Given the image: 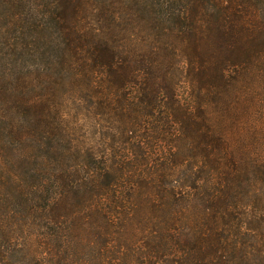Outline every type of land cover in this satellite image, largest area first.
I'll list each match as a JSON object with an SVG mask.
<instances>
[{"label":"trees","instance_id":"1","mask_svg":"<svg viewBox=\"0 0 264 264\" xmlns=\"http://www.w3.org/2000/svg\"><path fill=\"white\" fill-rule=\"evenodd\" d=\"M0 10V264H264V0Z\"/></svg>","mask_w":264,"mask_h":264},{"label":"rangeland","instance_id":"2","mask_svg":"<svg viewBox=\"0 0 264 264\" xmlns=\"http://www.w3.org/2000/svg\"><path fill=\"white\" fill-rule=\"evenodd\" d=\"M1 13H2V10H0V15H1ZM0 69H2V67H0ZM249 104H250V103H249ZM250 106H253V105L251 104Z\"/></svg>","mask_w":264,"mask_h":264}]
</instances>
